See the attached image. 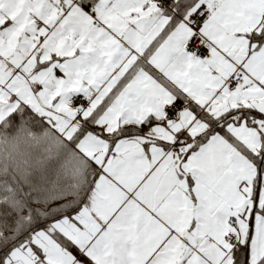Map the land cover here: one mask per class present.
<instances>
[{
  "label": "snow or ice",
  "instance_id": "6c2138e0",
  "mask_svg": "<svg viewBox=\"0 0 264 264\" xmlns=\"http://www.w3.org/2000/svg\"><path fill=\"white\" fill-rule=\"evenodd\" d=\"M0 264H264V0H0Z\"/></svg>",
  "mask_w": 264,
  "mask_h": 264
}]
</instances>
